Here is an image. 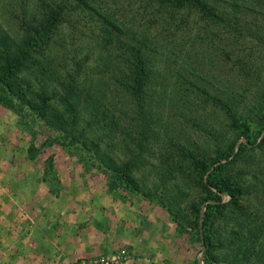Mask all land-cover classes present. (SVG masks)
I'll return each mask as SVG.
<instances>
[{
	"label": "rangeland",
	"instance_id": "rangeland-1",
	"mask_svg": "<svg viewBox=\"0 0 264 264\" xmlns=\"http://www.w3.org/2000/svg\"><path fill=\"white\" fill-rule=\"evenodd\" d=\"M45 1L0 0V33L16 42L22 24L39 20ZM234 1V7L217 1L223 24L185 8L153 14L145 0L69 2L49 45L34 52L16 78L63 93V73L78 62L81 86L74 97L91 120L83 127L86 139L97 137L99 148L125 159L139 143L137 121L133 101L116 80L123 54L104 40L100 26L104 16L115 18L123 40L146 38L151 122L132 169L146 195L109 189V171L95 153L69 143L15 99L16 111L0 102V264H201V218L197 229L190 204L205 192L191 158L180 152L214 156L216 147L238 136L224 112L193 87L186 89V81L235 99L236 114L251 120L253 129L264 112V0ZM238 141L246 147L221 175L244 190L233 203L221 194L223 204L209 223V257L216 264H263L264 244L258 242H264V146L241 136ZM64 224L74 231L70 237L62 232Z\"/></svg>",
	"mask_w": 264,
	"mask_h": 264
},
{
	"label": "trees",
	"instance_id": "trees-1",
	"mask_svg": "<svg viewBox=\"0 0 264 264\" xmlns=\"http://www.w3.org/2000/svg\"><path fill=\"white\" fill-rule=\"evenodd\" d=\"M71 0H47L43 3L44 11L39 20L33 24H22V36L14 43L9 40L7 35L0 33V102L4 105L14 108L13 99L24 106L31 114L41 118L50 127L59 130L69 141V143H82L86 151H91L100 163L109 171L107 186L109 189L122 186L128 190H141L137 180L132 175V169L138 163L144 145L140 140L147 137L150 129L151 113L148 107L147 90L152 80V59L147 49L146 38L140 37L133 42H128L119 37L120 26L116 24L115 18L108 19L104 16L105 23L100 26L104 33L102 37L106 42L113 41L119 46L123 60L121 77L117 82L120 88L128 94L133 101L134 119L137 121V139L138 144H133L135 152H129L127 158L115 160L111 157L108 148H99L98 139H86L84 125H89V117L84 118L80 106L75 100L76 90L80 89L78 77L80 75V64L76 62L71 70H65L61 87L63 93L55 94L54 89L48 88L47 83H40L37 88L31 87V82L26 78H16L17 72L28 66L30 56L36 52L40 54L50 43L53 31L58 26L63 14L69 9ZM75 3H86V0H74ZM218 0H145L146 6L153 7L154 12L166 10L174 13L181 8L188 12L195 10L200 18L223 24L226 23V17L220 13L217 7ZM232 7L236 5L234 0L228 2ZM77 5V4H76ZM111 15L112 13L106 12ZM104 15V14H103ZM102 15V16H103ZM106 24V25H105ZM115 33H112V30ZM43 76V75H42ZM50 78V76H48ZM51 79V78H50ZM186 81V80H185ZM186 89H195L203 95L204 100L219 107L229 120V125L237 131V136H241L244 141L253 144L257 140V145L264 146V112L261 121L253 129L251 120L246 119L241 114H236L233 107V98H219L215 94L208 93L205 88H200L186 81ZM189 84V85H188ZM193 87V88H192ZM56 99H53V96ZM56 101V102H54ZM57 104L58 107L54 104ZM260 109V108H259ZM264 110V105H263ZM16 111V110H15ZM237 137V138H238ZM230 140L227 144H222L214 149V156L202 155L196 156L190 152H180L183 156L191 158L190 163L199 173L198 183L205 195L199 198L196 203L190 204V211L194 225L198 229L199 218L201 224L200 238L204 247L201 256V264H216L209 257L210 248L213 246L214 237L209 229L213 213L216 208L223 204L221 201L222 193L228 195L227 203L234 202L236 195L244 189L237 181H233L228 176H222L223 166L233 159L246 147L243 141L235 142ZM256 145V144H255ZM180 150L179 147H177ZM181 156V157H183ZM172 217L179 221L174 210H171L169 201H161ZM200 205L203 210L200 214ZM263 245L264 242H258ZM264 264V259H263Z\"/></svg>",
	"mask_w": 264,
	"mask_h": 264
},
{
	"label": "crops",
	"instance_id": "crops-1",
	"mask_svg": "<svg viewBox=\"0 0 264 264\" xmlns=\"http://www.w3.org/2000/svg\"><path fill=\"white\" fill-rule=\"evenodd\" d=\"M42 200H43V203H41V204H45V203H44V202H46L45 197H43ZM38 201H39V200H38ZM41 204H40V205H41ZM46 205H49V203H46ZM58 210H59V209H58ZM47 211H48V209H47ZM44 220H45V219H44ZM48 225H49V224H48ZM62 232H67L68 237H70V236H71V233H70V232H74V231L71 230V228L69 227L68 224H64V226L62 227Z\"/></svg>",
	"mask_w": 264,
	"mask_h": 264
}]
</instances>
